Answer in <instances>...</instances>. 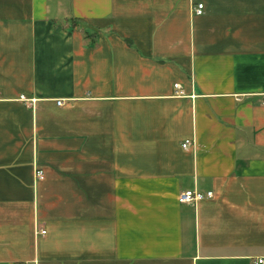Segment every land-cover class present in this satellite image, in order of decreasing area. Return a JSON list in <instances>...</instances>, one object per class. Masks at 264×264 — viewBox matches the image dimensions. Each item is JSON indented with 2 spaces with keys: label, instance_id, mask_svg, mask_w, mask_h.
Segmentation results:
<instances>
[{
  "label": "crops",
  "instance_id": "1",
  "mask_svg": "<svg viewBox=\"0 0 264 264\" xmlns=\"http://www.w3.org/2000/svg\"><path fill=\"white\" fill-rule=\"evenodd\" d=\"M263 93L264 0H0V264H260Z\"/></svg>",
  "mask_w": 264,
  "mask_h": 264
},
{
  "label": "built area",
  "instance_id": "2",
  "mask_svg": "<svg viewBox=\"0 0 264 264\" xmlns=\"http://www.w3.org/2000/svg\"><path fill=\"white\" fill-rule=\"evenodd\" d=\"M203 8V4H200L199 5V10H201ZM176 88L179 89V92L180 93H183V90L181 88V85L180 84H176ZM263 98H264V93H263ZM59 104H63L62 101H59ZM191 141L190 140H187L186 142L183 143V147L184 148H188L189 146H191ZM37 176L39 179H44L45 177V174H44V171L43 170H38L37 171ZM214 196V193L213 192H207L206 194L199 191V190H186L184 192H182L180 195H179V201L181 203H188V204H191V203H197V202H200L206 198H212ZM42 233H46L45 230L42 231ZM258 263L262 264L264 263V257L262 258H259L257 260Z\"/></svg>",
  "mask_w": 264,
  "mask_h": 264
}]
</instances>
